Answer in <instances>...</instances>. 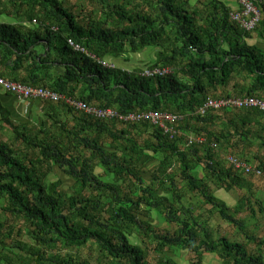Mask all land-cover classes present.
<instances>
[{"label":"trees","instance_id":"trees-1","mask_svg":"<svg viewBox=\"0 0 264 264\" xmlns=\"http://www.w3.org/2000/svg\"><path fill=\"white\" fill-rule=\"evenodd\" d=\"M253 1L260 19L247 32L222 0H90L96 7L82 18L61 0H0V17L13 19L0 23V78L63 97L43 102L49 115L34 126L14 121L0 99V133H12L0 139V234L10 228L3 235L10 240V219L20 222L19 264H90L79 254L87 246L96 247L105 264H148L143 238L156 243L157 264H178L167 253L179 250L191 251L196 264L204 254H216L223 264H264V239L249 228L256 210L264 215V202L251 191V180L222 158L230 148L227 155L264 176V112L197 113L211 95L264 100V54L248 44L252 35L264 37V0ZM148 49L155 54L144 67L112 63H128ZM155 69L169 72L148 74ZM67 99L121 116L169 112L184 119L170 137L147 121L97 120ZM191 134L205 142L188 145ZM249 135L258 141L256 164L246 161ZM145 157L153 168L145 167ZM55 169L73 181L71 195L59 190L61 181L47 180ZM176 176L247 242L215 237L191 207L177 208ZM214 188L250 195L229 205L214 197ZM247 207L250 222L241 216ZM154 215L176 228L160 230ZM24 233L30 244L21 240ZM0 264L14 263L4 254Z\"/></svg>","mask_w":264,"mask_h":264},{"label":"rangeland","instance_id":"rangeland-1","mask_svg":"<svg viewBox=\"0 0 264 264\" xmlns=\"http://www.w3.org/2000/svg\"><path fill=\"white\" fill-rule=\"evenodd\" d=\"M201 2L203 0H200ZM63 6L65 8H68L70 10L73 11V13L75 15H79V17H84L87 13H89L90 11L94 10V8L96 7L95 3L90 2V0H61ZM202 5L199 4L198 7H201ZM6 18L5 16H1L0 17V23H4L6 22ZM154 54L155 51L148 49L145 52H141V53H137V54H132L131 55V60L128 63H125L124 61H121L120 58L118 59H113L112 61L107 59L108 62H112L114 65L116 66H121L123 68H136V67H144L146 64H148L153 58H154ZM210 95V94H209ZM212 96V95H211ZM210 96V97H211ZM213 97V96H212ZM34 102V101H32ZM31 102V103H32ZM71 117V115H70ZM70 121V118H69ZM32 126H34L35 124H31ZM201 134H204L203 132H201ZM147 135H144L143 137H146ZM203 136V135H202ZM7 137H12V133L10 131L6 132V135H1L0 133V139L2 140H6ZM199 136H196L194 134L189 135L187 138L188 139H192L193 141ZM249 139H251L253 141V146L252 148H250V150L248 151V154L246 156V161H250V162H255V158L254 155H256L259 151V147H258V141L255 137L250 138V135L247 137ZM198 139L204 140L203 138L199 137ZM141 141V140H140ZM242 148V145L239 144L238 147L236 146V150L239 151V149ZM228 151V152H227ZM232 151L230 148H228L226 150V153H223L222 158L227 156V154H230ZM240 152V151H239ZM261 162L262 164H264V149H262L261 151ZM147 155H152L148 152ZM236 154H234L235 156ZM145 162V167H149V168H153L154 165L151 164L152 161L151 160H146V157L144 158ZM226 164V163H225ZM256 164V162H255ZM102 170L99 167L95 168V173L96 174H102L101 172ZM146 179L148 180V182L151 181L149 174L145 175ZM247 178H249L251 180V182L253 183V186L251 188V191L253 192L254 195H256L257 197H260V199H262V201L264 202V176L263 177H259V178H255V177H251V176H245ZM47 180L49 182H55L57 180L61 181V184L59 185V190H61V192H64L68 195L72 194V187H73V181L71 179H69L68 177L64 176L62 174V171L59 170H52L47 177ZM175 181H176V185L178 188V193L182 196L181 202H178L175 200V205L177 208H181L182 203L186 206L191 207L192 212H194L195 217L199 220V221H203V225L206 229L208 230H212L213 233L215 234V237H228L231 239H237L240 241H243V243H246L247 241L245 240V238L236 231V229L230 225L225 223L224 221H222L218 215L216 213L214 214H209L207 211L210 209L208 207V205L201 204L200 205V198L198 196H196V193H188V190L185 189V187L183 186L182 182L180 181V178H178V176L175 177ZM162 192V191H159ZM243 192L242 190H238V189H234L231 191V193H228L227 191H225L224 189H215L214 188V192L213 195L214 197H216L218 200L224 201L225 203L229 204V205H235V203L237 202V200L243 196ZM250 193L249 191L244 193V198L241 197V200H245L247 201V196H249ZM248 207L241 213V216L243 218L249 219L248 222H250V217L248 215ZM183 211H185V209H183ZM182 212V211H181ZM237 218H240V216L238 215ZM154 223L155 226L160 228V230L162 231H166L168 230H174L176 228L175 224H166L164 221H161L159 218H157L154 215ZM9 225H11L12 228H14V233L12 234L13 239L16 238V233L18 231V229L21 227L20 222L16 223L14 221V219H10ZM249 228L252 231V233L259 237V238H263L264 239V215L260 214L257 212L252 219V221L249 224ZM8 230H11L10 228H4L1 231L0 234V256L4 255V254H8V256L11 257V260L14 264H19V262H17V258L15 255L18 254L19 249L15 247L14 244L10 243V240L7 238H5L4 236H6V233L8 232ZM4 235V236H3ZM22 240H24L27 244H30L31 242L29 241L27 235L24 233L22 235ZM144 240V244H141V247H143L145 253H146V261L148 264H152V263H158L160 260V256L159 253L156 251V243H150L148 240H146L145 238H143ZM249 245V243H248ZM250 248H253V245H249ZM67 252V251H66ZM65 253V252H62ZM79 254L81 255V257L83 259H87L89 261L90 264H105V260H103V258H101V256L99 255L96 247L94 246H87L83 249H81L79 251ZM167 255L171 258H173L178 264H196L195 262V256L193 253H191V251L189 250H179L176 251L174 254H172L171 252L167 253ZM23 256H26L25 253L23 254ZM201 264H223V262L217 257L216 254H204V256L202 257L201 260Z\"/></svg>","mask_w":264,"mask_h":264},{"label":"built area","instance_id":"built-area-1","mask_svg":"<svg viewBox=\"0 0 264 264\" xmlns=\"http://www.w3.org/2000/svg\"><path fill=\"white\" fill-rule=\"evenodd\" d=\"M239 7L237 10H233L231 13V19L244 31L250 32L255 29L260 19L259 9L255 6L253 0H232ZM69 44L74 46L75 49L79 47L75 46L70 40ZM103 65H107L104 62ZM165 75L168 70L155 69L151 74ZM0 89L4 92L12 94L19 101L29 104L31 101L51 102L57 103L62 96L54 93L52 90L43 87L27 86L7 79L0 78ZM67 104L73 109L79 110L97 120H111L112 118H118L120 121L126 123L143 122L147 121L151 124L158 125L164 129L165 133H173L172 125L178 123L181 117L169 112H146V113H130L128 115H116V112L111 109L99 110L94 107L86 106L82 102L74 101L71 99L66 100ZM240 109V108H255L264 112V100L258 97H244V98H224L219 100L207 99L203 106L199 109L200 114H205L210 110H222V109ZM229 162L235 169L243 170L246 175L253 173V169L241 164L237 159L229 157ZM259 174V171L256 172Z\"/></svg>","mask_w":264,"mask_h":264},{"label":"crops","instance_id":"crops-1","mask_svg":"<svg viewBox=\"0 0 264 264\" xmlns=\"http://www.w3.org/2000/svg\"><path fill=\"white\" fill-rule=\"evenodd\" d=\"M230 9L237 10V5L232 0H222ZM6 22H13L12 18H6ZM4 22V23H6ZM249 45H254L258 49H260L264 54V37L260 36L258 34L252 35V38L248 40ZM0 99L4 100L6 99V105L7 108L11 111L13 114L14 121L18 122L19 124H23L26 122H37L39 119H45L49 113L47 111V106L45 103L36 101V102H30L28 105L24 102L19 101L15 96H5L4 91L0 89ZM5 105V106H6ZM16 238L13 239V237L10 238V243L14 244L16 241H18L17 233L15 234ZM22 240V238H21ZM23 243H26L24 240H22ZM20 242V240L18 241Z\"/></svg>","mask_w":264,"mask_h":264},{"label":"clouds","instance_id":"clouds-1","mask_svg":"<svg viewBox=\"0 0 264 264\" xmlns=\"http://www.w3.org/2000/svg\"><path fill=\"white\" fill-rule=\"evenodd\" d=\"M169 72V71H168ZM166 75V74H165ZM213 99V100H219V99H224V98H211L210 96L208 97V98H206V100L207 99ZM206 100L204 101V103L206 102ZM30 103V102H29ZM203 103V104H204ZM203 106V105H202ZM201 106V107H202ZM201 107H199V109L201 108ZM199 109H198V111H197V113L198 114H200L199 113ZM223 110V109H222ZM209 111H219V110H210L209 109ZM208 111V112H209ZM208 112H206V113H208ZM173 114V113H172ZM174 115H176V114H174ZM200 115H202V114H200ZM204 115V114H203ZM177 116H179V115H177ZM179 117H181V116H179ZM184 118L183 117H181V120L180 121H178V123H180L182 120H183ZM178 123H176V124H174V125H172V129H173V133H168L169 135H170V137L173 135V134H175L176 132H177V130L176 129H174L175 128V126L178 124ZM199 137H197L194 141L192 140V139H188V145L189 144H191L192 142H198V143H203V142H205V140H201V139H198ZM201 138H203V137H201ZM229 157H233V158H235V159H237L236 157H234V156H231V155H227V156H225V157H223V158H225V162H226V164L227 165H229V166H231L234 170H236V171H238V172H241V173H243V175L244 176H249V175H246L245 173H244V171L243 170H240V169H235L233 166H232V164L229 162ZM238 161H239V159H237ZM241 164H244V165H248V166H250L252 169H253V172L256 174V176L255 177H259L260 175H258L256 172L257 171H259L258 170V168L257 169H254L250 164H248L247 162H241V161H239ZM259 174H260V172H259Z\"/></svg>","mask_w":264,"mask_h":264}]
</instances>
